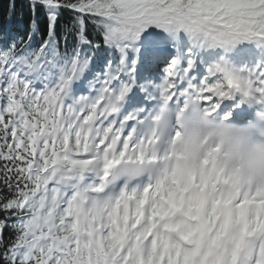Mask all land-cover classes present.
<instances>
[{
    "label": "snow or ice",
    "instance_id": "obj_1",
    "mask_svg": "<svg viewBox=\"0 0 264 264\" xmlns=\"http://www.w3.org/2000/svg\"><path fill=\"white\" fill-rule=\"evenodd\" d=\"M188 112L264 123V0L0 3V264H264Z\"/></svg>",
    "mask_w": 264,
    "mask_h": 264
},
{
    "label": "clouds",
    "instance_id": "obj_2",
    "mask_svg": "<svg viewBox=\"0 0 264 264\" xmlns=\"http://www.w3.org/2000/svg\"><path fill=\"white\" fill-rule=\"evenodd\" d=\"M185 121V142L201 151L219 149L242 187L264 185V123L212 119L192 112Z\"/></svg>",
    "mask_w": 264,
    "mask_h": 264
},
{
    "label": "trees",
    "instance_id": "obj_3",
    "mask_svg": "<svg viewBox=\"0 0 264 264\" xmlns=\"http://www.w3.org/2000/svg\"><path fill=\"white\" fill-rule=\"evenodd\" d=\"M0 3H4V5L6 7V0H0Z\"/></svg>",
    "mask_w": 264,
    "mask_h": 264
}]
</instances>
